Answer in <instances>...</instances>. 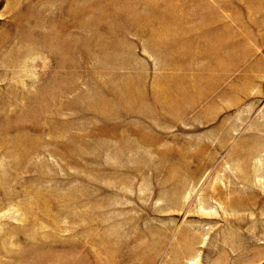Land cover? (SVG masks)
Returning <instances> with one entry per match:
<instances>
[{
    "label": "rangeland",
    "instance_id": "374dc122",
    "mask_svg": "<svg viewBox=\"0 0 264 264\" xmlns=\"http://www.w3.org/2000/svg\"><path fill=\"white\" fill-rule=\"evenodd\" d=\"M0 264H264V0H0Z\"/></svg>",
    "mask_w": 264,
    "mask_h": 264
},
{
    "label": "bare ground",
    "instance_id": "6f19581e",
    "mask_svg": "<svg viewBox=\"0 0 264 264\" xmlns=\"http://www.w3.org/2000/svg\"><path fill=\"white\" fill-rule=\"evenodd\" d=\"M216 35V34H215ZM216 40V39H215ZM234 45V44H233ZM212 47V46H211ZM221 47V46H220ZM233 48H235L234 46H233ZM216 64V63H215ZM178 66V65H177ZM210 68V67H209ZM219 68V67H218ZM172 73V72H171ZM212 73V72H211ZM212 77V76H211ZM214 77V76H213ZM212 77V78H213ZM171 78V79H170ZM167 81H165V82H163V80H162V82L161 83H157V84H155V86H154V88L156 89L155 90V97H157V99L158 98H160V103H164V104H166L167 102H168V100L167 99H172L173 97H174V94L176 95V93H181V94H183L184 93V91H185V88H184V86H183V84L186 82V83H189L190 85L191 84H193L192 82H191V80L189 79H187L188 77H186L185 75H182V76H174V77H170ZM174 78H178V81H177V83L179 82V84H176L175 82H174ZM217 78V77H216ZM162 79V78H161ZM175 79V80H176ZM206 79V78H205ZM215 79V78H214ZM180 80V81H179ZM193 80V79H192ZM198 80V79H197ZM207 80V79H206ZM204 81V80H203ZM195 82V81H194ZM197 82V81H196ZM197 84V83H196ZM195 84V85H196ZM206 84V83H205ZM194 85V86H195ZM187 86V85H186ZM197 86V85H196ZM210 86H212V85H210ZM209 86V87H210ZM144 92V91H143ZM142 92V93H143ZM154 94V93H153ZM185 94H186V92H185ZM188 94H189V92H188ZM178 95V94H177ZM184 95V94H183ZM181 97V96H180ZM179 97V98H180ZM184 97H186V96H184ZM187 99V98H186ZM158 101V100H157ZM177 101V100H176ZM159 103V102H158ZM171 103V102H170ZM170 103H168V104H170ZM174 103V102H173ZM176 103V102H175ZM177 107V106H176ZM167 108V107H166Z\"/></svg>",
    "mask_w": 264,
    "mask_h": 264
}]
</instances>
